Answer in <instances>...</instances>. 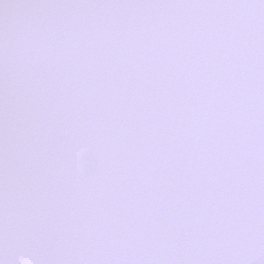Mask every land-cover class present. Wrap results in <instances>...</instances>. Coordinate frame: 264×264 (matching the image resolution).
Returning <instances> with one entry per match:
<instances>
[{
  "label": "snow or ice",
  "instance_id": "obj_1",
  "mask_svg": "<svg viewBox=\"0 0 264 264\" xmlns=\"http://www.w3.org/2000/svg\"><path fill=\"white\" fill-rule=\"evenodd\" d=\"M0 264H264V0H0Z\"/></svg>",
  "mask_w": 264,
  "mask_h": 264
}]
</instances>
